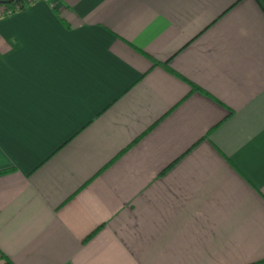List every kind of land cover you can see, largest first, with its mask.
<instances>
[{
    "label": "crops",
    "instance_id": "1",
    "mask_svg": "<svg viewBox=\"0 0 264 264\" xmlns=\"http://www.w3.org/2000/svg\"><path fill=\"white\" fill-rule=\"evenodd\" d=\"M0 0V264L264 263V0Z\"/></svg>",
    "mask_w": 264,
    "mask_h": 264
},
{
    "label": "trees",
    "instance_id": "2",
    "mask_svg": "<svg viewBox=\"0 0 264 264\" xmlns=\"http://www.w3.org/2000/svg\"><path fill=\"white\" fill-rule=\"evenodd\" d=\"M21 1L22 0H13V1L8 2L7 4H9V7H8L7 11L11 10V6L14 5V4H16L15 6L18 5V10L19 11L23 10L26 6L24 4H22ZM13 12L11 11V13H13ZM0 258H2L1 254H0ZM259 264H264V263H259Z\"/></svg>",
    "mask_w": 264,
    "mask_h": 264
},
{
    "label": "rangeland",
    "instance_id": "3",
    "mask_svg": "<svg viewBox=\"0 0 264 264\" xmlns=\"http://www.w3.org/2000/svg\"><path fill=\"white\" fill-rule=\"evenodd\" d=\"M36 1H38V0H31L30 2H26V0H22L21 2H22V4H24L25 6H28V5H30V4H33L34 2H36ZM16 4H14V5H12L11 6V10H9V11H7V13L6 14H12L11 13V11L13 12H16V11H19L18 10V5L17 6H15ZM13 12V13H14Z\"/></svg>",
    "mask_w": 264,
    "mask_h": 264
},
{
    "label": "built area",
    "instance_id": "4",
    "mask_svg": "<svg viewBox=\"0 0 264 264\" xmlns=\"http://www.w3.org/2000/svg\"><path fill=\"white\" fill-rule=\"evenodd\" d=\"M31 0H26V2H30ZM44 1H48V0H44Z\"/></svg>",
    "mask_w": 264,
    "mask_h": 264
}]
</instances>
